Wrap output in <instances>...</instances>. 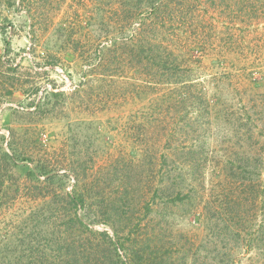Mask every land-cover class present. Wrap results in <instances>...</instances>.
I'll return each instance as SVG.
<instances>
[{
	"label": "rangeland",
	"instance_id": "1",
	"mask_svg": "<svg viewBox=\"0 0 264 264\" xmlns=\"http://www.w3.org/2000/svg\"><path fill=\"white\" fill-rule=\"evenodd\" d=\"M0 264H264V0H0Z\"/></svg>",
	"mask_w": 264,
	"mask_h": 264
},
{
	"label": "trees",
	"instance_id": "2",
	"mask_svg": "<svg viewBox=\"0 0 264 264\" xmlns=\"http://www.w3.org/2000/svg\"><path fill=\"white\" fill-rule=\"evenodd\" d=\"M5 156H8V154L6 153ZM45 173V172H44ZM49 175V173H47V176ZM49 178L51 177L50 175L48 176ZM75 199V197H74Z\"/></svg>",
	"mask_w": 264,
	"mask_h": 264
}]
</instances>
